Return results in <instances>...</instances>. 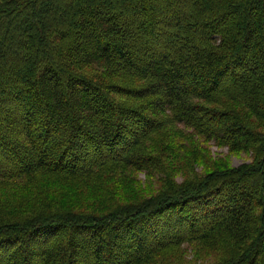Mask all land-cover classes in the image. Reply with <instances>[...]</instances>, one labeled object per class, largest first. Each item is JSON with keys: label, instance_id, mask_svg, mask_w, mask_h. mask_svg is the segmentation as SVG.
I'll use <instances>...</instances> for the list:
<instances>
[{"label": "trees", "instance_id": "1", "mask_svg": "<svg viewBox=\"0 0 264 264\" xmlns=\"http://www.w3.org/2000/svg\"><path fill=\"white\" fill-rule=\"evenodd\" d=\"M236 105L264 120V0H0V264H264V150L175 185L181 144L144 147L152 132L247 151L264 139ZM134 170L164 188L70 209Z\"/></svg>", "mask_w": 264, "mask_h": 264}, {"label": "rangeland", "instance_id": "2", "mask_svg": "<svg viewBox=\"0 0 264 264\" xmlns=\"http://www.w3.org/2000/svg\"><path fill=\"white\" fill-rule=\"evenodd\" d=\"M7 1V0H4ZM112 77L115 81H119L125 84H129L130 86H141L145 83L140 77L134 76L128 72H124L123 70H115V75ZM114 98L117 101L123 102L124 105L130 106L133 108L139 107L141 104L145 102V98H139L136 96H123L120 94H114ZM236 108L240 110L243 114L247 125L256 133L260 134L264 139V120L260 117L255 116L252 112H250L247 108L236 105ZM179 129L182 131H191L190 129L184 128L179 125ZM160 134V135H159ZM152 135L151 138L144 141V147H146L147 152L157 153L161 149L164 148H173V141H177L181 146H179L178 158L175 159L176 168L173 174H171L170 179L173 180V184L179 185L183 181L195 182L199 179V177L203 176L206 172L212 171L216 168H227V167H239V166H251L256 162L258 157L264 150V140L261 141V144H255L250 147L247 151H228L225 146H218L213 144L212 142H204L201 137L196 136L197 142H192L190 140L185 139L181 134H177L175 136L170 135H162V133H149ZM169 148V149H170ZM166 149V150H167ZM132 185H125L117 190L110 191L106 196L96 197L92 199H88L87 195L89 193V188L83 191L82 197L84 198V203L89 204L88 206H82V204H77L70 209H74L78 211V214H101L103 215L105 212L111 210L114 206L118 205H131L136 201H140L151 193H156L157 190H162L164 188L163 182L158 180L156 177H147L145 176L144 171L134 170L132 171ZM167 176V175H166ZM0 192H2L0 188ZM100 194V193H99ZM29 215V212H20L16 209H12L8 211L3 216L12 218H20ZM49 231H46L48 230ZM43 231V234L39 233L38 237L42 239V237L50 236L53 241L55 238V234L58 229L48 228ZM14 238H10L8 240L9 245L13 248L15 242ZM5 242V245H8ZM166 254V253H165ZM219 256L221 253H215ZM175 255V251H168L166 256L162 255V257L158 258L155 263L152 264H169V261H175L176 264L180 263L182 258H180V254L177 253L176 259L171 260ZM173 264V263H171Z\"/></svg>", "mask_w": 264, "mask_h": 264}]
</instances>
